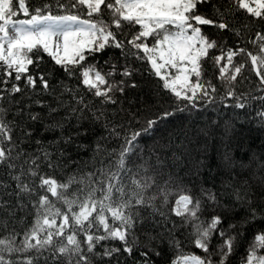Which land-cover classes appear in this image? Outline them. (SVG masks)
I'll list each match as a JSON object with an SVG mask.
<instances>
[{
    "label": "trees",
    "instance_id": "obj_1",
    "mask_svg": "<svg viewBox=\"0 0 264 264\" xmlns=\"http://www.w3.org/2000/svg\"><path fill=\"white\" fill-rule=\"evenodd\" d=\"M62 2L70 5L72 0ZM44 3L51 5L54 15L71 11L83 19L90 18L86 9L57 8V0H26L30 14L25 15L18 8V0H14L13 7L17 9L14 19L30 18L34 14L32 9ZM213 5L224 13L222 19L229 27L201 26L203 34L218 45L209 50L210 56L221 55V50L226 53L238 48L257 54L262 43L257 33L264 35V20L243 11H226L228 0H210L198 5L197 11L219 21L221 18L213 15ZM102 15L103 19H109L106 8ZM111 27L122 47L109 45L99 52H86V61L82 64L95 65L102 74L112 72L107 79L114 86L123 81L120 86L124 91L111 93L115 103L103 102V98L94 96L83 85L78 72L69 75L42 50L38 53L39 59L33 57L34 64L29 66V71L34 77L43 75L48 79L50 87L47 90L42 88L39 80L37 87H25L23 79L14 81L0 67V81H7L0 82V109L3 110L0 119L14 129L12 144L15 145L11 159L0 163V238L15 236V243L20 245L24 233L35 221L39 196L44 194L37 187L38 179L27 174L21 179L35 191L20 193L18 181L13 177L20 174V165H24L27 173L29 165L24 164L25 159L39 157L42 175L61 181L69 175L79 178L99 169L101 161L107 164L108 152L115 149L118 153L126 136L167 110L174 115L162 121L152 133L137 139L136 154L129 163L132 173L128 175L131 176L142 162L140 157L147 159V175L154 176L156 183L144 196L147 200L156 194L157 199L145 206H136L134 211L138 216L128 229L125 241L110 237L99 240L91 252L87 251V244L82 243L81 254L88 257L87 264H173L178 257L188 255L208 257L213 264H219L221 259L224 264H247L253 248L258 256H264V246L255 239L264 234V84L250 59L244 54L233 58L235 64L244 63L245 66L231 82L227 77H220L218 66L211 59H205L200 81L206 87L211 82L215 91L208 87L207 96L200 94L190 103L178 100L164 89L163 81L155 75L143 51L128 43L140 30L138 25L125 24L120 29L115 25ZM144 40L150 41L149 38ZM226 63V59L221 61V65ZM125 68L131 72L130 76L123 75ZM12 83L19 84L24 90L11 93ZM229 91L234 95H227ZM239 104L244 107H238ZM50 109L56 111L50 112ZM33 115L38 119L32 120ZM54 121L61 126L56 127ZM98 143L104 149L99 154L95 151ZM21 151L24 155L18 158L17 153ZM44 151L52 153L53 163H59L60 167L48 168ZM9 163L17 167L10 168ZM140 175L145 174L141 172ZM161 188L171 190L167 204L159 195ZM181 190L201 201L199 221L177 216L172 211ZM207 192L213 193L215 200L208 199ZM48 195L56 207L67 210L55 197ZM214 217H219L220 222L213 230L208 241L209 250L205 252L194 243L193 223L202 222L207 226ZM57 222H60L59 217ZM109 223H112L110 216ZM90 232L97 236L107 235L102 229L93 228ZM78 239L83 242L84 234L79 233ZM229 239L232 248L226 257H222L221 249ZM59 243L60 238L54 237L55 246L3 254L12 264H25L26 258H31L33 264H67L69 257L56 251ZM129 248L131 251L127 250ZM77 259L72 256L73 264ZM81 264L85 262L81 261Z\"/></svg>",
    "mask_w": 264,
    "mask_h": 264
},
{
    "label": "snow or ice",
    "instance_id": "obj_2",
    "mask_svg": "<svg viewBox=\"0 0 264 264\" xmlns=\"http://www.w3.org/2000/svg\"><path fill=\"white\" fill-rule=\"evenodd\" d=\"M209 2L210 0H72L69 5L57 0V8L86 9V15L90 18L81 19L79 14L71 11L67 14L54 15L51 12V5L44 3L41 7L32 9L34 14H31L30 19L20 20L14 19L17 16V9L13 7L14 0H0V67H3L5 74L14 81L23 79L25 87L35 88L39 80L42 88L47 90L50 87L48 79L43 75L34 77L29 71V66L34 64L33 57L39 59L38 53L42 50L69 75L74 74V71L78 72L82 77L81 82L94 96L103 98V102L115 103L111 93L114 90L123 92L124 89L120 86L123 81L114 86L107 79V76L113 74L112 72L102 74L95 65L85 66L82 62L86 61V52L89 54L99 52L109 45L121 48L122 42L118 40L111 26L115 25L116 29H120L128 24L133 27L138 25L140 28L128 43L143 51L155 75L163 81V88L173 93L178 100L192 103L200 97V94L207 96L208 87L215 91L211 82H208L206 87L200 81L205 59H211L218 66L220 77H227L231 82L237 79L245 66L244 63L235 64L233 58L244 54L250 59L261 84H264V71H262L264 35L257 33L262 42L257 54L245 48H238L230 49L226 53L221 50V55L210 56L209 50L217 48L218 45L203 34L201 26L211 25L219 29H227L229 25L222 19L224 13L215 5H213V15L221 18L219 21L197 11L198 5ZM228 4L226 11H243L252 17L264 20V0H228ZM18 8L25 15L30 14L26 0H18ZM105 8L109 12L108 20L103 19L102 13ZM93 16L98 18L92 19ZM148 37L153 38L151 47L144 42L137 43ZM225 59L227 63L221 65V61ZM172 69L175 71H170ZM123 75L130 76L131 72L125 68ZM0 82L7 83V81ZM23 90L19 84H11V93H20ZM227 95L232 96L234 93L229 91ZM80 102L82 103L83 100L81 99ZM238 107L242 108L244 105L239 104ZM55 111L56 109H50V112ZM173 115L174 112L164 110L154 119L147 120L144 127L125 137L118 153L115 149L107 153L110 158L107 164L101 161L99 169L84 173L79 178L76 175H69L66 180L61 181L53 176L42 175L39 171V157L25 159L24 164L29 165L27 173L24 171V165H20V174L13 177L18 181L17 187L20 193L35 191L21 179L27 174L38 179L37 187L44 194L39 196L35 221L24 233L20 245L15 243V236L11 239L0 238V264H12L11 260L5 259L3 254L5 252L24 253L32 249L38 251L55 246L54 237L60 238L56 251L69 257L67 264H73V255L78 257L75 264H81V261L87 264L88 257L81 254L82 243H86L87 251L91 252L99 240L110 237L125 241L128 229L133 226L134 218L138 216V212L134 211L136 206H145L157 199L156 194L147 200L144 196V193L156 183L154 176L147 175L149 172L147 159L140 157L142 162L136 166L137 171L131 176L128 175L132 173L129 163L131 157L136 154V141L140 136L152 133L162 121ZM31 119L36 120L38 117L33 115ZM97 119H100V116H97ZM54 125L61 126L58 121H54ZM13 131L14 129L4 119H0V163H7L12 157L15 149V145L12 144ZM113 132L115 133V129ZM25 134L30 135V133ZM115 134L119 135V133ZM95 151L98 154L104 151L103 146L98 143ZM22 155H24L22 151L17 153L18 158ZM43 156L48 168L60 167L59 163H53L52 153L44 151ZM113 156L115 158L111 159ZM157 160L159 163V158ZM8 166L17 167L14 163H9ZM141 172L145 175L141 176ZM170 192L171 190L165 188L159 191L165 204L168 203ZM48 194L65 205L67 210L56 207ZM205 195L208 199L215 200L213 193L207 192ZM237 198H241L239 193ZM200 206L199 199L181 190L178 198L175 199L172 211L177 216H187L192 221H199ZM109 216L112 223H109ZM57 217L60 218L59 223ZM219 222V217H214L207 226L202 222L193 223L194 243L197 247L205 252L209 250V238ZM93 228L97 231L102 229L107 235H94L90 232ZM79 233L84 234L83 242L78 239ZM255 239L264 246V234ZM231 248V240H226L221 249V256L226 257ZM127 250L131 251L130 248ZM177 261L178 264H213L210 258H202L198 255L181 256ZM177 261L173 264H177ZM25 264H33V260L26 258ZM219 264H224V260L221 259ZM247 264H264V256H258L253 248Z\"/></svg>",
    "mask_w": 264,
    "mask_h": 264
},
{
    "label": "rangeland",
    "instance_id": "obj_3",
    "mask_svg": "<svg viewBox=\"0 0 264 264\" xmlns=\"http://www.w3.org/2000/svg\"><path fill=\"white\" fill-rule=\"evenodd\" d=\"M29 19H30V18H29ZM81 19H82V18H81ZM23 20H25V19H23ZM148 38L150 39V41L142 39V41H138L137 43L144 42V43H147V44L149 45V47H151V46L153 45V38H152V37H148ZM148 62H149V64H150V66H151L150 61H148ZM153 71H154V70H153ZM162 71H163V70H162ZM170 71L174 72L175 70L172 69V70H170Z\"/></svg>",
    "mask_w": 264,
    "mask_h": 264
}]
</instances>
